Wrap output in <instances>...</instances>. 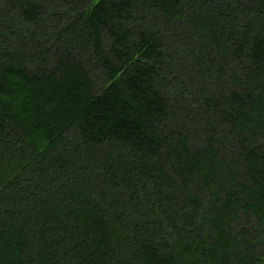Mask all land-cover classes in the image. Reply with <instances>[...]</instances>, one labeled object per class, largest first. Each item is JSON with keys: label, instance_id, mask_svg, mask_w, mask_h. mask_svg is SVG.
<instances>
[{"label": "trees", "instance_id": "trees-1", "mask_svg": "<svg viewBox=\"0 0 264 264\" xmlns=\"http://www.w3.org/2000/svg\"><path fill=\"white\" fill-rule=\"evenodd\" d=\"M0 264H264V0H0Z\"/></svg>", "mask_w": 264, "mask_h": 264}]
</instances>
